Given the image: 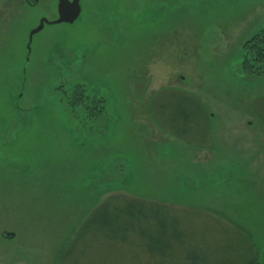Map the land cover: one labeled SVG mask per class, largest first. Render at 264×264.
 <instances>
[{"label": "rangeland", "instance_id": "1", "mask_svg": "<svg viewBox=\"0 0 264 264\" xmlns=\"http://www.w3.org/2000/svg\"><path fill=\"white\" fill-rule=\"evenodd\" d=\"M56 4L0 0V264H191L186 251L195 264L244 261L221 223L264 264V75L240 70L264 0H80L72 23L45 24L28 51ZM81 86L104 98L103 116L66 98ZM170 88L205 106V145L156 123L170 126L171 107L159 108ZM114 195L190 211L164 223L181 237L157 222H134L151 236L84 225ZM160 241L174 248L162 254Z\"/></svg>", "mask_w": 264, "mask_h": 264}, {"label": "trees", "instance_id": "2", "mask_svg": "<svg viewBox=\"0 0 264 264\" xmlns=\"http://www.w3.org/2000/svg\"><path fill=\"white\" fill-rule=\"evenodd\" d=\"M242 47L240 70H242L245 77H260L264 75V27L253 33L242 44ZM170 90V101L159 105V108L171 107V114L166 116L170 126L168 128L162 127L156 121L155 115V121L158 126L176 139L187 144L202 146L208 143L206 126L204 128L202 127L203 123L208 120V113L205 106L200 104L197 96L190 95L188 92L180 89L170 88ZM67 95L66 98L71 99L72 105H75L76 108L83 111H87L89 117L96 119L104 115L105 100L101 95H89L82 86L72 88V93ZM201 130L203 134L198 135ZM193 132L196 133V136H192ZM197 137L200 140H194ZM168 205L162 204L159 201L156 202V200H146L144 198H123L115 195L106 196L97 202L95 209L93 208L92 212L87 216V221L84 225L90 221L91 224L96 225L98 231L104 230V233L107 232V234L111 233L110 231H112L113 225H116L119 226L117 229L124 234L130 231L131 234L138 236L142 234L151 236L149 232L152 231L149 228L139 230L137 227L135 228L136 225L134 222L135 220L139 222L144 221V224L157 222L160 225L161 234L176 241L182 235L181 230L171 228L172 232L169 235L164 223L169 222L172 225H180L179 222L190 211H177L168 207ZM84 225L82 226L83 228ZM221 227H227L230 231H236L239 235V241L243 242L239 244V247L243 249L245 245V251L241 253L245 255L244 261L234 260L235 262L231 264H255L256 255L248 237L237 227L231 229L222 223ZM171 242L160 241V247H157L158 252L166 254L167 251L173 249L174 243ZM155 250L157 251V249ZM60 256L59 260L61 261L65 257L64 251L61 252ZM201 259L198 254L188 253V251L184 254V260L191 264H195Z\"/></svg>", "mask_w": 264, "mask_h": 264}, {"label": "water", "instance_id": "3", "mask_svg": "<svg viewBox=\"0 0 264 264\" xmlns=\"http://www.w3.org/2000/svg\"><path fill=\"white\" fill-rule=\"evenodd\" d=\"M28 4H33L37 0H25ZM80 0H57L56 13L57 17L53 20H49L46 17H41L38 24L32 28L28 33V42L26 48L29 51L30 42L33 34L40 31L45 24H56V23H72L80 14ZM3 236L11 237L12 232H3Z\"/></svg>", "mask_w": 264, "mask_h": 264}]
</instances>
